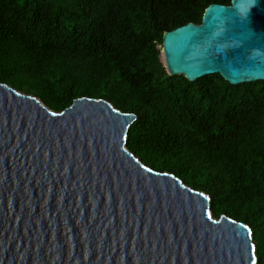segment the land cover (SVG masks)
Segmentation results:
<instances>
[{
  "label": "water",
  "instance_id": "obj_1",
  "mask_svg": "<svg viewBox=\"0 0 264 264\" xmlns=\"http://www.w3.org/2000/svg\"><path fill=\"white\" fill-rule=\"evenodd\" d=\"M161 59L189 82H264V0L209 6ZM136 119L87 98L55 113L0 83V264H256L247 226L127 150Z\"/></svg>",
  "mask_w": 264,
  "mask_h": 264
},
{
  "label": "trees",
  "instance_id": "obj_2",
  "mask_svg": "<svg viewBox=\"0 0 264 264\" xmlns=\"http://www.w3.org/2000/svg\"><path fill=\"white\" fill-rule=\"evenodd\" d=\"M232 0H0V83L62 113L103 100L137 117L126 148L247 226L264 264V82H189L161 62L163 35Z\"/></svg>",
  "mask_w": 264,
  "mask_h": 264
},
{
  "label": "clouds",
  "instance_id": "obj_3",
  "mask_svg": "<svg viewBox=\"0 0 264 264\" xmlns=\"http://www.w3.org/2000/svg\"><path fill=\"white\" fill-rule=\"evenodd\" d=\"M257 4H258V0H249V5H250V7H254V6H256ZM217 10H218L217 12L220 11V9H217ZM233 15L235 16V13H233ZM248 19H250V17H246L242 22H243V23H247Z\"/></svg>",
  "mask_w": 264,
  "mask_h": 264
},
{
  "label": "bare ground",
  "instance_id": "obj_4",
  "mask_svg": "<svg viewBox=\"0 0 264 264\" xmlns=\"http://www.w3.org/2000/svg\"><path fill=\"white\" fill-rule=\"evenodd\" d=\"M162 61H163V64L165 65V61H164V59H162Z\"/></svg>",
  "mask_w": 264,
  "mask_h": 264
},
{
  "label": "snow or ice",
  "instance_id": "obj_5",
  "mask_svg": "<svg viewBox=\"0 0 264 264\" xmlns=\"http://www.w3.org/2000/svg\"><path fill=\"white\" fill-rule=\"evenodd\" d=\"M242 7V11H244V8H243V6H241Z\"/></svg>",
  "mask_w": 264,
  "mask_h": 264
},
{
  "label": "rangeland",
  "instance_id": "obj_6",
  "mask_svg": "<svg viewBox=\"0 0 264 264\" xmlns=\"http://www.w3.org/2000/svg\"><path fill=\"white\" fill-rule=\"evenodd\" d=\"M161 49V48H160Z\"/></svg>",
  "mask_w": 264,
  "mask_h": 264
}]
</instances>
